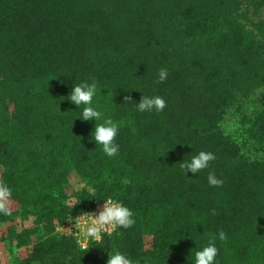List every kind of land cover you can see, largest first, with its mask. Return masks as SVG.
I'll use <instances>...</instances> for the list:
<instances>
[{"label":"trees","instance_id":"16d2710c","mask_svg":"<svg viewBox=\"0 0 264 264\" xmlns=\"http://www.w3.org/2000/svg\"><path fill=\"white\" fill-rule=\"evenodd\" d=\"M161 68L168 77L157 83ZM74 80H95L94 106L120 125L115 157L89 141L94 121L76 117ZM132 87L163 97L164 110L137 111L143 93L123 89ZM242 99L256 104L251 113ZM233 106L241 142L221 128ZM200 150L216 159L184 176L182 160ZM0 166L34 216L7 238L40 236L13 264H105L114 248L132 264H189L212 236L217 264H264V0H0ZM71 170L92 188L75 207L112 197L135 224L86 252L53 232ZM210 171L223 185H208Z\"/></svg>","mask_w":264,"mask_h":264},{"label":"clouds","instance_id":"9594fccd","mask_svg":"<svg viewBox=\"0 0 264 264\" xmlns=\"http://www.w3.org/2000/svg\"><path fill=\"white\" fill-rule=\"evenodd\" d=\"M64 75L71 77L73 74ZM167 77L168 70L161 68L156 82L162 83ZM61 82L67 84L68 80L65 79ZM133 88L141 90L138 87L123 89ZM97 91L98 88L95 80H82L79 83H76L74 80L67 99L76 106V109L80 110L76 117H79L82 121H94V127L88 139L90 142H94L95 146H99L107 157L111 158L115 157L120 149V145L116 142L120 125L113 119L105 117L104 113L94 106V97H96ZM124 99L125 101L132 100L130 96H125ZM165 106L166 101L163 97L158 95L149 96L144 93L139 102H135V108L139 112H162ZM215 159L216 155L212 151L200 150L190 158L183 159L180 168L186 177L189 173L193 175L200 174L202 170L208 169L210 162ZM207 183L209 186L216 187L223 185L224 181L218 178L214 172L210 171L207 175ZM11 197V187L0 182V214H9ZM102 201V205H100L95 213L89 212L88 216H82L78 222V227L76 228L77 244L82 251L86 252L92 242H97L96 245H100L99 242H102L104 236H111L116 229H129L136 222L133 210L122 201L112 197H104ZM65 203L69 207H73L74 202L66 201ZM216 239V236L210 237L206 244L201 245L191 254V258L188 256L189 264H217L219 249L216 245ZM218 239L221 241L226 239L224 231L221 230L219 232ZM105 264H132V260L125 252L114 248L111 252L107 251Z\"/></svg>","mask_w":264,"mask_h":264},{"label":"rangeland","instance_id":"374dc122","mask_svg":"<svg viewBox=\"0 0 264 264\" xmlns=\"http://www.w3.org/2000/svg\"><path fill=\"white\" fill-rule=\"evenodd\" d=\"M263 14V11H262ZM259 97V92L253 96L255 100ZM254 104L250 99H242L240 108L245 110L247 113H251L254 110ZM238 106H233L228 109L226 112L222 122L221 128L227 133L231 134L233 137L237 139L238 142L242 141V127L240 124V116L238 112ZM0 180H1V166H0ZM86 188L87 191L91 192V186L87 184V181L84 180L79 173L75 170H71L66 175V180L63 184L60 185L59 189H57L58 194L64 197L65 202H74L73 207H69L67 210L65 217L62 220L55 219L54 220V230L53 232H57L55 230L56 224L66 223L68 218L74 217L79 213L82 209H88L94 207L98 203H103L102 200H90V202L86 204H81L79 207H75V203H77L76 193L82 189ZM70 208H72L70 210ZM74 208V209H73ZM34 224V216L28 214L25 216L24 208L22 206L21 201L17 198L11 197V203L9 205V214H1L0 217V264H13L15 261L24 258L27 255V252L32 248L35 241L39 240V235H32V241L27 244H23L20 246L11 243L7 238L8 231L10 228L19 231L23 228L30 227ZM58 233V232H57ZM60 234V233H58ZM63 235V234H61ZM77 243V237L72 236ZM144 244L146 248H150L151 246V237L147 236L144 238Z\"/></svg>","mask_w":264,"mask_h":264},{"label":"built area","instance_id":"2783aa9c","mask_svg":"<svg viewBox=\"0 0 264 264\" xmlns=\"http://www.w3.org/2000/svg\"><path fill=\"white\" fill-rule=\"evenodd\" d=\"M100 205H102V203H98L94 207L88 209L80 210L79 213L76 214L74 217L68 218L66 223L56 224L55 230L60 234L77 237L76 228L78 227V222L80 221L81 217L88 216L89 212L95 213L97 209L100 207Z\"/></svg>","mask_w":264,"mask_h":264}]
</instances>
